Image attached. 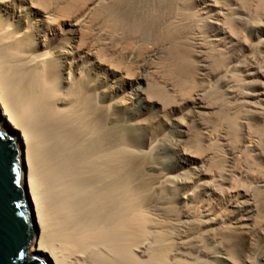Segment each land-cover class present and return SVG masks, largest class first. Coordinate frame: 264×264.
I'll use <instances>...</instances> for the list:
<instances>
[{
    "label": "bare ground",
    "instance_id": "bare-ground-1",
    "mask_svg": "<svg viewBox=\"0 0 264 264\" xmlns=\"http://www.w3.org/2000/svg\"><path fill=\"white\" fill-rule=\"evenodd\" d=\"M0 127L51 264H264V0H0Z\"/></svg>",
    "mask_w": 264,
    "mask_h": 264
},
{
    "label": "water",
    "instance_id": "water-1",
    "mask_svg": "<svg viewBox=\"0 0 264 264\" xmlns=\"http://www.w3.org/2000/svg\"><path fill=\"white\" fill-rule=\"evenodd\" d=\"M0 139V264L40 260L30 244L32 228L21 196L16 154L3 131ZM41 261V260H40Z\"/></svg>",
    "mask_w": 264,
    "mask_h": 264
},
{
    "label": "rangeland",
    "instance_id": "rangeland-1",
    "mask_svg": "<svg viewBox=\"0 0 264 264\" xmlns=\"http://www.w3.org/2000/svg\"><path fill=\"white\" fill-rule=\"evenodd\" d=\"M0 130L3 131V130L1 129V127H0ZM3 132H4V133L10 138V140L12 141V143H13V148H14V150H15V152H16V161H17V166H18V169H19V183H20L21 196H22L21 198H22V200H23V202H24V205H25V207H26V210H27V212H28V216H29V220H30V226H31V228H32V231H31V233H32V237L30 238V241H29V242H30L32 248H34L35 240L37 239V236H36V234H35L34 222H33V214H32V209H31V205H30V202H29V198H28V196H27V193H26V191H25V188H23V186L21 185L22 167H21V163H20V160H19V149H18V147H17V143H16V141L13 139V137H12L9 133H7V132H5V131H3ZM39 257H40L41 262H43L44 264H51L49 261L45 260L42 256L39 255Z\"/></svg>",
    "mask_w": 264,
    "mask_h": 264
},
{
    "label": "trees",
    "instance_id": "trees-1",
    "mask_svg": "<svg viewBox=\"0 0 264 264\" xmlns=\"http://www.w3.org/2000/svg\"><path fill=\"white\" fill-rule=\"evenodd\" d=\"M7 141L10 143L13 151L15 152L14 148H13V143L10 139H7ZM16 154V152H15ZM24 263L26 264H44L43 262H41L40 260H37V259H28L26 258V256L24 255Z\"/></svg>",
    "mask_w": 264,
    "mask_h": 264
},
{
    "label": "snow or ice",
    "instance_id": "snow-or-ice-1",
    "mask_svg": "<svg viewBox=\"0 0 264 264\" xmlns=\"http://www.w3.org/2000/svg\"><path fill=\"white\" fill-rule=\"evenodd\" d=\"M3 138V134H0V139H2Z\"/></svg>",
    "mask_w": 264,
    "mask_h": 264
}]
</instances>
